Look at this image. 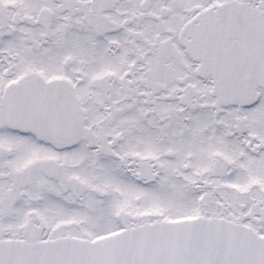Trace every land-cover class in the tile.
<instances>
[{
    "label": "snow or ice",
    "instance_id": "obj_1",
    "mask_svg": "<svg viewBox=\"0 0 264 264\" xmlns=\"http://www.w3.org/2000/svg\"><path fill=\"white\" fill-rule=\"evenodd\" d=\"M0 264H264V0H0Z\"/></svg>",
    "mask_w": 264,
    "mask_h": 264
}]
</instances>
